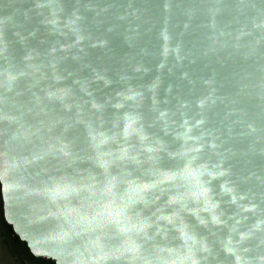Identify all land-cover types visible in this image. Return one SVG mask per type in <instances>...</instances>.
Instances as JSON below:
<instances>
[{
  "label": "water",
  "instance_id": "95a60500",
  "mask_svg": "<svg viewBox=\"0 0 264 264\" xmlns=\"http://www.w3.org/2000/svg\"><path fill=\"white\" fill-rule=\"evenodd\" d=\"M0 184L54 264H264V0H0Z\"/></svg>",
  "mask_w": 264,
  "mask_h": 264
},
{
  "label": "trees",
  "instance_id": "16d2710c",
  "mask_svg": "<svg viewBox=\"0 0 264 264\" xmlns=\"http://www.w3.org/2000/svg\"><path fill=\"white\" fill-rule=\"evenodd\" d=\"M0 231L2 236L4 237V242L7 248L14 256V258L20 263L54 264L52 261H47L44 259H38L34 257L29 251L26 243L15 238L13 232L9 229V225L6 223L4 219L1 198H0Z\"/></svg>",
  "mask_w": 264,
  "mask_h": 264
},
{
  "label": "rangeland",
  "instance_id": "374dc122",
  "mask_svg": "<svg viewBox=\"0 0 264 264\" xmlns=\"http://www.w3.org/2000/svg\"><path fill=\"white\" fill-rule=\"evenodd\" d=\"M13 262H15L14 264H27V263H20L16 259L15 261L14 259H12V255L10 254V252L6 247V244L4 242V237L2 236L0 231V264H13Z\"/></svg>",
  "mask_w": 264,
  "mask_h": 264
},
{
  "label": "snow or ice",
  "instance_id": "6c2138e0",
  "mask_svg": "<svg viewBox=\"0 0 264 264\" xmlns=\"http://www.w3.org/2000/svg\"><path fill=\"white\" fill-rule=\"evenodd\" d=\"M2 190H3V185L0 184V191H2ZM130 211H133L134 212V209H130Z\"/></svg>",
  "mask_w": 264,
  "mask_h": 264
},
{
  "label": "crops",
  "instance_id": "0c3cea01",
  "mask_svg": "<svg viewBox=\"0 0 264 264\" xmlns=\"http://www.w3.org/2000/svg\"><path fill=\"white\" fill-rule=\"evenodd\" d=\"M7 247V246H6ZM8 249V248H7ZM8 251H9V249H8ZM10 252V251H9ZM10 254H11V252H10ZM12 255V254H11ZM12 259H14V261H15V258H14V256L12 255ZM15 262H13V264H14Z\"/></svg>",
  "mask_w": 264,
  "mask_h": 264
}]
</instances>
